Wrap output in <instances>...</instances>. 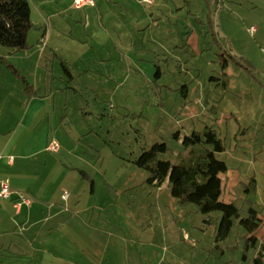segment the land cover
Returning a JSON list of instances; mask_svg holds the SVG:
<instances>
[{
    "label": "rangeland",
    "instance_id": "1",
    "mask_svg": "<svg viewBox=\"0 0 264 264\" xmlns=\"http://www.w3.org/2000/svg\"><path fill=\"white\" fill-rule=\"evenodd\" d=\"M28 2L33 24L52 31L43 47L41 28L30 29L33 46L25 50H46L42 95L56 94L50 128L74 151L63 162L76 169L62 180L91 226L80 228L121 237L114 264H251L255 252L243 260L241 228L219 246L216 222L175 202L167 182L148 186L133 161L159 142L169 151L158 158L173 163L182 148L175 132L213 126L225 148L216 157L228 167L220 200L234 202L242 217L252 206L264 221V0H155L153 7L103 0L99 10L75 9L73 0ZM143 18L151 23L144 35L136 33ZM152 35L169 39L174 53ZM256 238L264 242V224Z\"/></svg>",
    "mask_w": 264,
    "mask_h": 264
},
{
    "label": "crops",
    "instance_id": "2",
    "mask_svg": "<svg viewBox=\"0 0 264 264\" xmlns=\"http://www.w3.org/2000/svg\"><path fill=\"white\" fill-rule=\"evenodd\" d=\"M102 1L97 0L91 8L99 10ZM137 1L151 7L155 4V0ZM150 25L143 18L136 33L144 35ZM35 27L41 28L37 43L45 35L48 40L51 38L49 28ZM152 38L174 53L169 39L158 35ZM22 53L10 54L8 49H0V183L12 192L7 200L0 201V264H114L121 237L107 228L81 229V225L91 227L90 223L85 226L87 223L81 218L83 211L77 206L69 180H62L63 173L76 169L63 162L64 155L69 157L74 151L63 147L57 139L61 135L50 128V114L57 118V103L52 91L42 95V88H47L46 50L38 47ZM52 53L62 67L64 59L55 51ZM16 71L37 91L36 95H24ZM50 142L58 143L57 152L46 151ZM16 193L27 202H22ZM64 194L68 195L66 200L62 198ZM73 227H78V233L72 232ZM121 230L127 234L125 228Z\"/></svg>",
    "mask_w": 264,
    "mask_h": 264
},
{
    "label": "trees",
    "instance_id": "3",
    "mask_svg": "<svg viewBox=\"0 0 264 264\" xmlns=\"http://www.w3.org/2000/svg\"><path fill=\"white\" fill-rule=\"evenodd\" d=\"M30 10L28 0H0V46L7 48L10 54L32 47L25 37L30 29H36ZM62 68L69 75L65 63H62ZM15 74L23 84L22 90L26 97L37 94L25 77L17 71ZM216 134L213 126H206L203 131H192L190 134L175 132L172 136L180 141L182 147L176 161L170 163L158 158L159 154L169 151L167 144L158 142L149 149H142L133 164L146 172L145 182L148 186L159 189L167 182L175 202L181 206H196L199 213L207 217V224L216 222L213 240L219 246L224 244L234 226L241 228L243 260L253 251L255 253L251 264H264V242L256 238L257 232L264 224L260 213L249 206L242 217L239 213L241 210L234 202L220 200L223 192L222 176L228 167L216 157L225 151L223 140ZM252 184L254 179L245 185L246 193H250L249 185ZM211 213H218L219 218L214 220L210 217Z\"/></svg>",
    "mask_w": 264,
    "mask_h": 264
},
{
    "label": "built area",
    "instance_id": "4",
    "mask_svg": "<svg viewBox=\"0 0 264 264\" xmlns=\"http://www.w3.org/2000/svg\"><path fill=\"white\" fill-rule=\"evenodd\" d=\"M97 0H73V6L75 9H81V8H85V7H93L95 6ZM250 33L253 31L252 28L249 29ZM42 41H43V47L46 44L47 41V37L46 35L42 37ZM59 149L58 144L55 142H50L47 147H46V151L47 152H51V153H55L57 152ZM12 194V192L9 190L8 186L4 183H0V201L1 200H7ZM16 195L18 196V198L21 199L22 202H27L26 199L20 195L19 193H16ZM67 194L63 195V200L67 199Z\"/></svg>",
    "mask_w": 264,
    "mask_h": 264
}]
</instances>
